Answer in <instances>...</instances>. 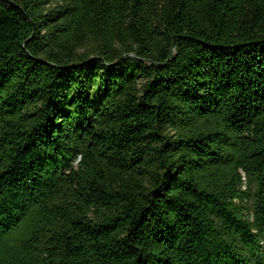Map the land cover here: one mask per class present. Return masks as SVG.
Instances as JSON below:
<instances>
[{
	"label": "trees",
	"instance_id": "16d2710c",
	"mask_svg": "<svg viewBox=\"0 0 264 264\" xmlns=\"http://www.w3.org/2000/svg\"><path fill=\"white\" fill-rule=\"evenodd\" d=\"M0 264H264V0H0Z\"/></svg>",
	"mask_w": 264,
	"mask_h": 264
}]
</instances>
